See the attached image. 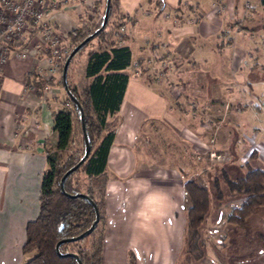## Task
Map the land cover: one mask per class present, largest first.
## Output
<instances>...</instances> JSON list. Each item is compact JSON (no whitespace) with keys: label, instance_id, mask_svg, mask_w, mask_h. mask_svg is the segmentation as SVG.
Wrapping results in <instances>:
<instances>
[{"label":"crops","instance_id":"0c3cea01","mask_svg":"<svg viewBox=\"0 0 264 264\" xmlns=\"http://www.w3.org/2000/svg\"><path fill=\"white\" fill-rule=\"evenodd\" d=\"M55 1L46 18L65 39L97 2ZM244 1L116 0L107 28L124 26L119 44L129 46L130 64L119 109L108 116L115 133L105 169L103 264H125L129 251L135 264H164L183 247L184 171L172 165L161 177L154 173L160 167L145 151L153 126L180 141L181 154L190 142L222 148L217 130L225 128L231 151L246 138L244 154H264V15L259 0H247V8ZM27 40L29 55L0 71V264L27 259L25 226L38 214L47 154L57 150L53 113L67 97L61 74L45 72L39 34ZM98 45L91 39L86 55ZM32 72L34 88L26 80ZM258 162L262 167L264 158Z\"/></svg>","mask_w":264,"mask_h":264},{"label":"trees","instance_id":"16d2710c","mask_svg":"<svg viewBox=\"0 0 264 264\" xmlns=\"http://www.w3.org/2000/svg\"><path fill=\"white\" fill-rule=\"evenodd\" d=\"M259 3L264 15V0H259ZM115 4L116 0H110L108 18L103 27L101 25L105 7L99 22L85 21L67 34L72 45L65 60L70 51L90 35L92 37L77 52L93 38L99 39V45L88 52L83 71L86 81L80 91L70 86L68 68L65 80L61 75L67 97L62 108L53 113L57 150L47 154L48 164L41 178L38 214L27 221L25 226L26 236L22 248L28 256L22 264H102L104 233L100 224L105 221L101 205L105 194L107 158L115 133L108 116H112L119 109L129 78L125 69L130 64L129 46L118 44L113 27L107 28ZM260 27L264 30V20ZM26 80L28 85H39L33 72L27 75ZM76 124L82 148H76L65 159H60L56 152L66 149L74 142ZM84 133L89 144V153L81 160L86 150ZM253 155L254 151H251L249 157ZM76 164L77 168L62 178ZM244 164L245 171L234 178L229 177L224 170L221 171V181L226 189L243 194L242 200L229 210L225 219L226 223L238 226L245 225L248 216L264 204V169L253 166L248 161ZM79 169L90 180L85 191H80L71 184L72 175ZM182 187L188 201L186 226L190 232L189 245L193 247L197 244V229L209 208L210 195L207 187L192 178L185 179ZM212 187L216 197L221 198L222 192L217 178L214 179ZM96 210L97 223L87 232L96 219ZM95 233L97 235L88 247H78L75 251L65 248L66 245L82 241ZM68 252L75 255L67 254ZM126 264H135L132 256Z\"/></svg>","mask_w":264,"mask_h":264},{"label":"rangeland","instance_id":"374dc122","mask_svg":"<svg viewBox=\"0 0 264 264\" xmlns=\"http://www.w3.org/2000/svg\"><path fill=\"white\" fill-rule=\"evenodd\" d=\"M93 5V9L91 10L92 13L87 14L88 20L86 21L91 20L93 23H97L103 16L105 0H100L98 2L95 1ZM114 6H116V4ZM65 38L66 37L63 36L65 45L67 46L69 51L72 43L71 41H69L68 35L67 39ZM86 48L87 46L77 52V54L74 56V61L72 62L71 69L68 72V82L70 86L77 91H80L81 87L85 83V79L83 78V71L80 68V63L85 60L84 57L87 59ZM59 74H61V71L59 72ZM110 126H113V122H111ZM233 127L235 129L237 128L235 125ZM209 130L212 132L211 134H215L216 129L210 128ZM224 130H226V128ZM224 130H217V135L221 137V140H223L221 142L223 144L222 148L215 149L218 147V143L214 144L210 141L205 144V146H199L197 142H190V146L187 147L189 151H186L185 149V151H183L184 154H181V142H177L176 140H168L167 135L162 134L164 132L161 133L160 129H156V126H153L154 133L149 135L150 139H152L153 141L151 140V142H147L149 146H147L148 150L145 151L147 152V154L151 152L150 155L154 157L152 158L153 164H157L160 167L159 169H154V173L160 175L161 177L162 174H165V171L161 168L165 169L172 165L176 167L180 166L183 168L181 170L184 171H182V176H184L183 178H192L199 184L204 185L209 190L210 195V204L208 211L204 217V220L197 229L198 237L196 240V246L192 247L189 245L190 232L187 228L184 236L183 247L181 246L179 255L175 259H173L174 261L171 257L170 260L164 259V264H234L233 260H236L232 256H228L231 247L228 246L227 238L231 237V234L235 230H233V227L228 226V224L225 222V218L229 210L233 206L239 204V202L243 198V194L234 191L230 192L226 189L221 181V171L224 170L226 174L231 178L239 176L246 169V166L244 164L245 161H248V163L253 166L264 169V164L261 167L258 162V159L264 158V154L261 153L260 155H258V152H254V155L252 157H249V154L247 155V153L244 154L246 147H248L246 138L243 139L245 140V143L238 140L234 148L235 150L231 151L229 146L232 133L229 131V134H227ZM239 131H242V128H240ZM211 134L208 133L209 136ZM157 136L160 137V140L156 145L154 141ZM73 140L74 142H72L66 149L56 152L60 159H65L68 153L73 152L76 148H82V142L79 136V128L77 124L74 127ZM156 153L158 154L156 155ZM155 159L157 160L156 162L154 161ZM215 178L218 179L220 185V189L222 192L221 198L216 197V192L212 187ZM71 184L73 187L79 189L80 191H85L87 185L90 184V180L79 169L72 175ZM104 196L102 200L103 202L101 205V211L104 215L105 222L103 224L101 223L100 226L102 225L101 227H103V233L105 235L106 212ZM184 198V206L187 208L188 201L185 196ZM260 212H264V205L263 208H261ZM243 229L244 228L242 227H238L236 230L241 231ZM96 235L97 234L95 233L94 235L88 236L82 241L74 244H68L65 246V248L69 251H75L78 247H88L90 241ZM159 248L161 249L162 247ZM130 256H132L135 263L134 255L131 251H129L125 264L130 260ZM164 257L168 258L166 255ZM260 264H264V262Z\"/></svg>","mask_w":264,"mask_h":264},{"label":"built area","instance_id":"2783aa9c","mask_svg":"<svg viewBox=\"0 0 264 264\" xmlns=\"http://www.w3.org/2000/svg\"><path fill=\"white\" fill-rule=\"evenodd\" d=\"M56 6L55 0H0V71L10 59H24L29 55L27 36L33 31L39 34L45 49V72L59 74L68 48L62 35L46 18L48 9ZM244 6L247 8V0ZM124 30V26H120L115 32L118 44Z\"/></svg>","mask_w":264,"mask_h":264},{"label":"flooded vegetation","instance_id":"af4514ba","mask_svg":"<svg viewBox=\"0 0 264 264\" xmlns=\"http://www.w3.org/2000/svg\"><path fill=\"white\" fill-rule=\"evenodd\" d=\"M263 205L248 216L245 225L238 226L227 223L235 230L231 237L227 238L228 246L231 247L228 256L236 259L233 260L234 264H260L264 262V258L249 262L255 257L259 258L264 255V212H260ZM238 227L244 229L236 230Z\"/></svg>","mask_w":264,"mask_h":264},{"label":"water","instance_id":"95a60500","mask_svg":"<svg viewBox=\"0 0 264 264\" xmlns=\"http://www.w3.org/2000/svg\"><path fill=\"white\" fill-rule=\"evenodd\" d=\"M109 2H110V0H106L105 13H104V16H103V22H102L101 27H103V26L105 25V23H106V21H107V18H108ZM91 37H92V35H90L89 37H87V38H86L81 44L76 45V46L70 51V53L68 54V56H67V58H66V60H65V62H64V64H63V67H62V73H61V75H62L63 80H65V77H66V71H67L68 64H69L71 58H72V57L74 56V54L78 51V49L81 47V45H82L85 41H87L88 39H90ZM82 127H83V131H84V125H83V124H82ZM84 140H85L86 150H85V153H84V155L82 156L81 160H83V159L88 155V153H89V144H88L87 137H86V134H85V133H84ZM77 166H78V164H76V165H74L73 167H71L70 169H68V170L63 174V177H62V178H64L65 176H67L69 173H71L75 168H77ZM78 194H80V195H82V196H87V195L84 194V193H78ZM93 205H95V204L93 203ZM97 220H98V213H97V210H96V219H95V221L91 224V226L87 229V232L91 231V230L95 227V225H96V223H97ZM81 235H84V233H82ZM75 238H78V237H75ZM75 238H74V239H75ZM63 241H64V240H63ZM57 246H58V244L56 245V249H57ZM67 254H74V255H75V253H72V252H68ZM263 258H264V255H263L262 257H259V258L255 257V258L251 259L249 262L258 261V260L263 259Z\"/></svg>","mask_w":264,"mask_h":264}]
</instances>
